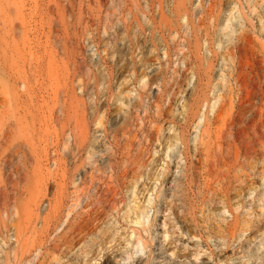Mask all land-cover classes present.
<instances>
[{
    "label": "rangeland",
    "instance_id": "rangeland-1",
    "mask_svg": "<svg viewBox=\"0 0 264 264\" xmlns=\"http://www.w3.org/2000/svg\"><path fill=\"white\" fill-rule=\"evenodd\" d=\"M0 264H264V0H0Z\"/></svg>",
    "mask_w": 264,
    "mask_h": 264
}]
</instances>
